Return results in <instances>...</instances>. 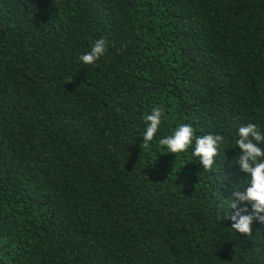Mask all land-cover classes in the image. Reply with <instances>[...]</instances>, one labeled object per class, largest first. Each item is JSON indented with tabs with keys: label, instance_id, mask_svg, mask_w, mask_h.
<instances>
[{
	"label": "trees",
	"instance_id": "1",
	"mask_svg": "<svg viewBox=\"0 0 264 264\" xmlns=\"http://www.w3.org/2000/svg\"><path fill=\"white\" fill-rule=\"evenodd\" d=\"M155 107L223 137L212 170L141 147ZM248 123L264 0H0V264H264V226L223 222Z\"/></svg>",
	"mask_w": 264,
	"mask_h": 264
},
{
	"label": "clouds",
	"instance_id": "2",
	"mask_svg": "<svg viewBox=\"0 0 264 264\" xmlns=\"http://www.w3.org/2000/svg\"><path fill=\"white\" fill-rule=\"evenodd\" d=\"M108 41L105 38L95 40L88 51L77 59L83 65H94L107 52ZM164 110L155 107L143 116L144 128L140 138L141 147L148 149L155 141L160 151L167 154L190 155L198 160V165L205 171L212 170L216 157L223 143L220 134L196 135L191 123H178L169 134L160 135ZM234 148L240 154L234 159V165L246 173L248 178L244 186L236 188L229 201L230 211L223 217L229 223V229L236 234L252 232L254 224L264 226V131L255 123L241 125L236 131ZM175 168V167H174Z\"/></svg>",
	"mask_w": 264,
	"mask_h": 264
}]
</instances>
